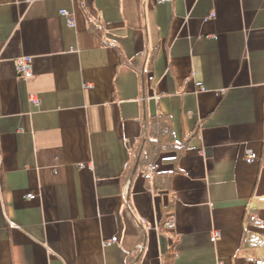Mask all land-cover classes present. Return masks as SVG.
<instances>
[{
    "label": "crops",
    "instance_id": "obj_1",
    "mask_svg": "<svg viewBox=\"0 0 264 264\" xmlns=\"http://www.w3.org/2000/svg\"><path fill=\"white\" fill-rule=\"evenodd\" d=\"M161 114L171 194L126 171ZM263 146L264 0H0V264H264Z\"/></svg>",
    "mask_w": 264,
    "mask_h": 264
},
{
    "label": "trees",
    "instance_id": "obj_2",
    "mask_svg": "<svg viewBox=\"0 0 264 264\" xmlns=\"http://www.w3.org/2000/svg\"><path fill=\"white\" fill-rule=\"evenodd\" d=\"M93 26V25H92ZM130 65V63H128ZM133 64L131 63V66ZM191 137V136H189ZM188 137V138H189ZM188 138H182L180 142L174 139L172 132V122L166 115L148 117L142 124L140 138L133 141L130 154L132 156L131 165L128 163L126 171L128 176H134L146 165L155 163L166 154H173L170 159H163L172 165L170 171H155L146 186L156 192L165 191L171 194L170 181L177 173V160L184 153ZM261 158L264 159V146L261 151ZM155 167V166H154ZM172 215V201L170 200L163 208L160 229L162 230L169 222ZM169 252L164 256L168 257ZM140 252L134 256H129L126 264H139Z\"/></svg>",
    "mask_w": 264,
    "mask_h": 264
},
{
    "label": "built area",
    "instance_id": "obj_3",
    "mask_svg": "<svg viewBox=\"0 0 264 264\" xmlns=\"http://www.w3.org/2000/svg\"><path fill=\"white\" fill-rule=\"evenodd\" d=\"M160 2L161 3H171L172 0H160ZM60 15L66 18L67 23L70 26L74 25V21L70 17V14L67 11H65V10L60 11ZM15 69H16L17 76L20 80H26L27 78H29L31 76V73H32V65H31L30 58L18 59L15 62ZM31 103L34 106L39 105V102L37 100H34V99H31ZM257 160H258V156L254 152H252V151L246 152V154H245V162L246 163L250 164V163L256 162ZM154 172H155V167L153 165H149L144 172V176L150 178ZM26 198L28 200H31L34 198V196L30 194V195H27ZM216 237L217 236L215 235L213 240H215ZM114 243H116V238H111L110 240L105 241L103 243V246H108V245H111Z\"/></svg>",
    "mask_w": 264,
    "mask_h": 264
}]
</instances>
